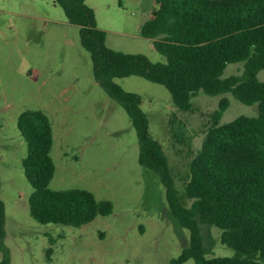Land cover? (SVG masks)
I'll return each instance as SVG.
<instances>
[{"label":"rangeland","instance_id":"obj_1","mask_svg":"<svg viewBox=\"0 0 264 264\" xmlns=\"http://www.w3.org/2000/svg\"><path fill=\"white\" fill-rule=\"evenodd\" d=\"M86 3L110 48L166 61L153 39L141 35L156 0ZM243 69V62L229 64L223 76ZM258 77L264 81V69ZM115 81L141 95L151 133L164 148L181 194L190 161L201 149L221 99L229 102L220 123L258 114L257 103L244 104L230 92L201 91L192 98L193 110L181 111L161 84L136 75ZM27 109H41L52 121L56 171L51 188L88 189L113 202L110 215L80 227L42 224L31 216L33 188L22 167L27 143L17 126ZM138 157L132 121L96 82L79 26L68 21L54 0H0V198L11 264H171L189 245L190 234L172 216L158 176L142 167ZM203 233L209 256L233 255L232 248L221 244L219 228L203 227Z\"/></svg>","mask_w":264,"mask_h":264},{"label":"trees","instance_id":"obj_2","mask_svg":"<svg viewBox=\"0 0 264 264\" xmlns=\"http://www.w3.org/2000/svg\"><path fill=\"white\" fill-rule=\"evenodd\" d=\"M54 2L71 24L79 26L96 82L132 121L140 165L158 176L172 216L189 231V245L171 264L189 259L195 264H264V81L258 77L264 69V0H156L141 35L153 39L165 62L110 48L86 0ZM239 62L244 63L241 74L223 76L229 64ZM131 75L166 87L181 111H192V98L201 91L208 95L230 92L244 104L257 103L258 114L220 123L229 102L221 99L202 147L190 161L181 194L164 148L151 133L141 95L115 81ZM17 126L27 143L22 167L33 188L28 203L36 221L80 227L113 212L111 200L98 199L88 189L51 188L56 171L54 130L43 110L23 111ZM5 218L0 198V264H11ZM210 226L221 230L220 242L232 248L233 255L209 256L203 227Z\"/></svg>","mask_w":264,"mask_h":264}]
</instances>
